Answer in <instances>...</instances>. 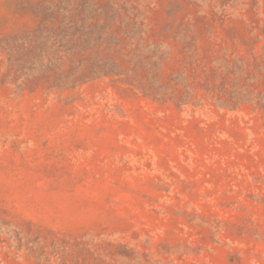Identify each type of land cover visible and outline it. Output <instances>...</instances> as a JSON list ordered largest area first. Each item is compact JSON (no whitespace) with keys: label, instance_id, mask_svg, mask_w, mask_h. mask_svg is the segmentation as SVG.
I'll return each mask as SVG.
<instances>
[{"label":"rangeland","instance_id":"1","mask_svg":"<svg viewBox=\"0 0 264 264\" xmlns=\"http://www.w3.org/2000/svg\"><path fill=\"white\" fill-rule=\"evenodd\" d=\"M0 264H264V0H0Z\"/></svg>","mask_w":264,"mask_h":264}]
</instances>
